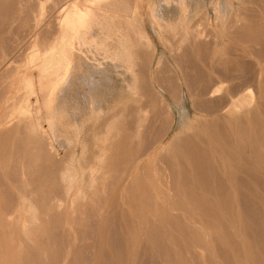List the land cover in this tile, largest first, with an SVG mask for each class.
Returning <instances> with one entry per match:
<instances>
[{
  "label": "rangeland",
  "instance_id": "1",
  "mask_svg": "<svg viewBox=\"0 0 264 264\" xmlns=\"http://www.w3.org/2000/svg\"><path fill=\"white\" fill-rule=\"evenodd\" d=\"M167 1L0 0V264L212 263L217 258L216 255L222 253L219 250L211 251L214 229H207L202 224L199 225L203 229L189 226L190 220H205L196 207L200 202L183 200V195L177 199L171 190L173 177H177L176 164L191 165L192 153L206 157V162L209 159L210 165L213 162L218 180L223 183V188L229 190V199L225 201L230 207L227 212L236 215L233 218L223 215L220 219L226 222L235 219L239 225L245 222L252 231L256 230L259 236L257 249L264 253V167L259 169V173L256 171L260 174V183H252L251 173L246 170L247 164L242 160L244 156L253 155L250 142L258 150L254 155L264 158V113L259 109L264 108V0ZM84 12L97 20L103 19L93 31L101 40L102 37L105 38V44L111 51L108 57L95 51L89 52L86 47L79 51L73 46L75 40L70 33L76 24L79 25L78 19ZM233 17L241 22L237 27L239 31L229 27ZM259 21L262 27L259 26ZM235 31L242 33V37L245 35L243 38L248 40L243 41L245 39ZM258 36L262 38L263 44ZM254 37L259 41L254 42ZM112 44L114 45L111 46ZM179 58L181 62L178 61ZM194 60L196 64L193 63ZM66 61L77 66L76 79L63 96L52 95L53 99L47 102V94L54 87V82L50 79ZM149 65L150 68L146 71ZM218 68L223 76L219 74ZM224 75L227 80L219 84L221 89L229 83L241 84V78H247L242 88L247 95L243 94L242 97L240 90V95L236 96H241L242 99L236 96L232 98L238 104L236 109L239 110V105L240 108L244 106L237 111L242 112L241 124L235 117L228 116L229 108L219 112L212 111L211 104L205 102L208 98L204 90L209 89L215 79L224 78ZM183 76L190 83L189 87L179 85ZM251 77L254 78L249 83L248 78ZM245 79L243 78V83ZM191 80L197 82L192 83ZM85 82L89 84L84 86ZM164 83L169 91L164 90ZM129 84L137 90L127 87ZM258 86L260 91H257ZM185 87L189 88L188 99L181 106L179 102H173L170 94ZM85 89L90 90L88 94ZM131 89L134 92H129ZM254 92L257 95L259 92L262 99L256 98ZM42 93L46 96L45 101ZM160 93L162 99L158 97ZM251 93H254L253 96ZM85 95L86 98L83 97ZM191 97L202 109H209L210 113L203 110L196 115ZM160 99L166 104L160 103ZM58 100L63 104H56V108L55 101ZM169 106L177 108L173 124ZM181 107H184L183 114L180 113ZM55 108L57 115H65V119L58 115L61 136L57 130L58 123L55 122V135L59 137H54L55 140L52 141L47 115ZM143 111L147 114H144L145 119ZM190 117L191 123L188 122L190 125L182 133L181 125L187 123ZM173 132H181L176 134L175 139L179 148L174 151L171 145L167 153L163 151L165 157L163 152L160 156L157 153L159 146H164L165 142V146L168 145L170 139L176 136ZM147 139L154 146L150 143V149H143L148 147ZM226 139L231 142L232 147L225 144ZM234 147L239 148V151L232 152ZM228 148L232 153L227 154ZM68 175L77 178L76 189L73 187L71 192L67 184L70 179ZM90 182L93 185L95 182V187ZM164 184L166 185L163 186ZM167 187L169 188L166 189ZM219 188L221 190V186ZM77 189L81 190L78 192L80 197L76 194ZM220 192L225 195L223 190ZM75 194L79 198H75ZM25 202L23 207L27 206V211L22 207ZM166 205L176 210H169ZM259 207V219L255 221L249 216V211L253 212ZM35 217L37 221L34 220ZM208 218L215 221L213 216ZM115 227L120 232L115 231ZM186 228L191 231L187 233ZM110 230L116 233L113 234ZM111 235L118 237L117 243L113 242L115 238ZM236 238L243 240V236L237 233ZM107 250L110 256L106 255Z\"/></svg>",
  "mask_w": 264,
  "mask_h": 264
},
{
  "label": "bare ground",
  "instance_id": "2",
  "mask_svg": "<svg viewBox=\"0 0 264 264\" xmlns=\"http://www.w3.org/2000/svg\"><path fill=\"white\" fill-rule=\"evenodd\" d=\"M169 1V0H168ZM167 1V2H168ZM181 1V3H182V1L183 0H178V2H180ZM255 0H253V2H254ZM248 2H250V0L248 1ZM252 2V3H253ZM263 3V2H262ZM255 4V3H254ZM257 4V3H256ZM165 5V4H164ZM219 5V4H218ZM8 6V5H7ZM258 6V5H257ZM103 7V6H102ZM259 7H260V5H259ZM5 8V7H4ZM4 8L2 9V10H4ZM35 9V8H34ZM79 9V8H78ZM261 9V8H260ZM263 9V8H262ZM102 10V9H101ZM10 13V12H9ZM12 13V12H11ZM77 13V12H76ZM264 13V12H263ZM27 14V13H26ZM7 15V14H6ZM28 15V14H27ZM259 17H260V15H258ZM36 17V16H35ZM234 18V17H233ZM235 19V18H234ZM233 19V21H232V23L229 25V27L231 28V30H233V28H234V30H238L237 29V27L239 26V25H241V22H240V20L239 19H235L234 20ZM34 20H35V18H34ZM102 21H103V19H102ZM102 21H100V20H97L96 18H93V17H91L87 12H84V13H82V14H80V18L78 19V26H77V24H76V27L71 31V33H70V35H71V38L73 39V40H75V44H73V46L74 47H76L77 49H79V51H83L84 49V47H86V48H88V51L89 52H97V53H102V54H104V56H106V57H108V55L110 54V52H109V48L107 47V44H105V41H104V37H102L103 39L101 40L100 38L101 37H97L98 35L96 34H94V27L95 26H97V25H99L100 23H102ZM35 22V21H34ZM255 22V21H254ZM254 22H253V29L255 30V28H254ZM257 22V21H256ZM260 22V21H259ZM258 23V22H257ZM256 23V24H257ZM252 24V23H251ZM50 25V24H49ZM53 25V24H52ZM263 25H264V21H263ZM259 26H261V22L259 23ZM262 27V26H261ZM264 27V26H263ZM257 29H258V27H257ZM230 30V31H231ZM112 31V30H111ZM235 31V32H236ZM239 31V30H238ZM104 32V31H103ZM252 32H253V30H252ZM257 32V31H256ZM260 32V31H259ZM239 34V32H236V34ZM249 33V32H248ZM261 33V32H260ZM212 34V33H211ZM242 33H240L239 35H240V37H242V35H241ZM250 34V33H249ZM107 35V34H106ZM119 35V34H118ZM183 35V34H182ZM243 35H244V32H243ZM256 35H258V34H256ZM100 36V35H99ZM101 36H102V34H101ZM111 36V35H110ZM213 36H214V33H213ZM213 36H212V38H213ZM198 38H199V36H197ZM243 37H245V35L243 36ZM242 37V38H243ZM248 37V36H247ZM253 37V36H252ZM259 38H261L260 36H258ZM118 38H120V36H118ZM243 39H245V38H243ZM204 40H205V38H204ZM210 40V39H209ZM213 40V39H212ZM214 40H216V38H214ZM246 40H248V39H245V40H243V41H246ZM250 40V39H249ZM254 40H256L255 39V37H254ZM253 40V41H254ZM258 40V39H257ZM257 40L256 41H254V42H257ZM107 41H108V39H107ZM211 41V40H210ZM209 41V42H210ZM217 41V40H216ZM259 41V40H258ZM261 41H263L262 40V38L260 39V43H262ZM124 42V41H123ZM191 42V41H190ZM215 43H217V42H215ZM263 43H264V41H263ZM262 43V44H263ZM110 44V43H109ZM115 44V43H114ZM114 44H112L111 46H113ZM118 45V44H117ZM258 45V44H257ZM110 46V45H109ZM181 46H182V44H181ZM261 46V45H260ZM93 47L94 48H96L95 50H93ZM121 47V46H120ZM210 47H211V44H210ZM179 48H180V44H179ZM192 49H193V47H192ZM202 49V48H201ZM208 49H209V47H208ZM258 49V48H257ZM123 50V49H122ZM203 50V49H202ZM183 51V50H182ZM256 51V50H255ZM254 51V52H255ZM253 52V51H252ZM263 52V51H262ZM77 53V52H76ZM80 53V52H79ZM113 53V52H112ZM121 53H122V51H121ZM125 53V52H124ZM188 53H189V51H188ZM191 53V52H190ZM208 53V52H207ZM86 54V53H85ZM116 54L118 55V53L116 52ZM115 54V55H116ZM206 54V53H205ZM256 54H257V52H256ZM259 54V53H258ZM260 54H262V53H260ZM120 55V54H119ZM126 55V54H125ZM197 56V55H196ZM195 56V57H196ZM257 56V55H256ZM259 56V55H258ZM263 56H264V54H263ZM98 57V56H97ZM96 57V58H97ZM91 59V58H90ZM119 59H121V57L119 58ZM181 58H179V60L178 61H180L181 62V60H180ZM188 59V58H187ZM199 59V58H198ZM197 59V60H198ZM262 59V58H261ZM83 60V59H82ZM93 60V59H92ZM125 60V59H124ZM264 60V59H263ZM175 61H177V60H175ZM203 61H204V59H203ZM224 61H225V58H224ZM227 61V60H226ZM244 61V60H243ZM183 62V61H182ZM188 62V61H187ZM191 62H192V59H191ZM264 62V61H263ZM70 62L69 61H66L65 62V64H64V66H60L59 67V69L55 72V74L51 77V79L50 80H52L53 82H54V87H53V90L51 89V92L49 91V94H47V102H50L51 101V99H53V97L51 98V96L52 95H55V96H59V95H61L62 94V96H63V94H65V91L66 90H68L69 89V87L72 85V83H73V80L74 79H76V70H77V66L74 64V63H72L71 65L69 64ZM158 63H159V61H158ZM193 63H195V60L193 61ZM222 63V62H221ZM101 64H102V62H101ZM100 64V65H101ZM131 64V63H130ZM196 64V63H195ZM233 64V63H232ZM264 64V63H263ZM263 64H261V65H263ZM182 65V64H181ZM184 65H185V61H184ZM192 64L190 63V66H191ZM227 65H228V62H227ZM99 66V65H98ZM178 66H180V64H179V62H178ZM196 66V65H195ZM194 66V67H195ZM140 67V66H139ZM156 67V66H155ZM182 67V66H181ZM187 67H189V65L187 66ZM247 67V66H246ZM99 68H101V66L99 67ZM150 68V65H149V67L147 66V69H146V71L148 70ZM157 68H159V66H157ZM191 68H193L192 66H191ZM202 68V67H201ZM204 68H205V66H204ZM212 68V67H211ZM227 68H228V66H227ZM79 69V68H78ZM142 70H143V67L141 68ZM186 69V68H185ZM247 69V68H246ZM100 70V69H99ZM130 70V69H129ZM183 70H184V68H183ZM191 70V69H190ZM193 70V69H192ZM216 70H217V68H216ZM218 70H219V68H218ZM228 70V69H227ZM229 70H230V68H229ZM131 71V70H130ZM130 71H128V72H130ZM139 71H141V70H139ZM194 71H196V69L194 70ZM199 71V70H198ZM213 71V70H212ZM222 71V70H221ZM236 71V70H235ZM79 72V71H78ZM92 72V71H91ZM183 72V71H182ZM189 72V71H188ZM187 71H186V73H188ZM191 72V71H190ZM216 72V71H215ZM219 72H220V70H219ZM231 72H232V70H231ZM131 73H132V71H131ZM145 73V72H144ZM184 73V72H183ZM217 73V72H216ZM219 74H221L222 75V72H220ZM225 74V73H224ZM188 75V74H187ZM190 75V74H189ZM192 75V74H191ZM230 75V74H229ZM228 75V76H229ZM192 76H194V75H192ZM213 76V75H212ZM219 76V75H218ZM223 76V75H222ZM186 76H183V78H181L180 80H181V82H180V84L179 85H183V84H185L186 86H188L189 87V84H188V82H186L185 80H184V78H185ZM188 77V76H187ZM237 77V76H236ZM158 78V77H157ZM162 78H164V77H162ZM169 78V77H168ZM180 78V77H179ZM191 78V76L189 77V79ZM196 78H198V77H196ZM199 78H200V76H199ZM202 78V77H201ZM229 78V77H228ZM244 79H245V77H243ZM243 78H241L242 79V83L240 84H233V85H230L231 83H229V85L228 86H226V87H224V88H219V84L221 85V83L222 82H225L226 80H227V78H226V76L224 75V78L222 77V79L220 78V79H215V81L212 83V85L209 87L207 84H205V85H207L208 87H209V89H206V90H204V94H206L207 96V100H205V102H208V103H210L211 104V106H212V108L210 107V111H211V109H212V111H222L224 108H229V110H228V116H232V117H235V119H237L238 120V122L241 124L242 123V121L240 120V117H241V115H242V112H237V111H239L241 108H243L244 106H242L241 108H240V105H239V110L238 109H236L237 108V106H238V104H236L235 102H234V100L232 101V98L234 97V96H236L237 94H238V92L241 90L242 91V88L244 87V84H245V82H247V78L244 80V83H243ZM254 78V77H253ZM252 77L251 78H248L249 79V83H250V79H253ZM89 79V78H88ZM177 79V78H176ZM263 79H264V76H263ZM91 80V79H90ZM157 80V79H156ZM159 80V79H158ZM157 80V81H158ZM168 80V79H167ZM178 80V79H177ZM203 80H205V79H203ZM49 81V80H48ZM88 81V80H87ZM160 81V80H159ZM162 81H163V79H162ZM170 81V80H169ZM192 81V83H196L197 81H194V80H191ZM190 81V82H191ZM264 81V80H263ZM50 82V81H49ZM89 82V81H88ZM172 82V81H171ZM179 82V81H178ZM204 82V81H203ZM134 83V82H133ZM176 83V82H175ZM206 83H207V81H206ZM248 83V84H249ZM84 84V86L85 85H88L89 83H87V82H85V83H83ZM141 84H143V83H141ZM204 84V83H203ZM130 86H127V87H131L132 88V85L131 84H129ZM161 85V84H160ZM168 85V84H167ZM171 85H173V84H171ZM53 86V85H52ZM89 86H91V85H89ZM147 86V85H146ZM252 86V85H251ZM256 86V85H255ZM254 86V87H255ZM73 87V86H72ZM143 87V86H142ZM142 87H140V88H142ZM163 87H165L164 88V90L166 89V85H165V83H164V86ZM168 87V86H167ZM170 87V86H169ZM174 87H175V85H174ZM180 87V86H179ZM183 87V86H182ZM186 88L185 87V89H181V90H178V92H176L175 94H170V93H168V92H166L167 94H170V96H171V99L173 100V102L174 103H176L177 104V102H179L180 103V105L181 106H183L184 104H186V101H187V99H188V91H189V88ZM191 87V86H190ZM197 87H198V85H197ZM206 87V86H205ZM92 88V87H91ZM91 88H90V90H91ZM128 88V89H129ZM144 88H146L145 86H144ZM181 88V87H180ZM252 89H253V87H251ZM258 89H257V91H260V89H259V86L257 87ZM262 88V87H261ZM132 89H136L135 87L134 88H132ZM132 89H131V91H129V92H134V91H132ZM170 89V88H169ZM201 89V88H200ZM199 89V90H200ZM251 89V90H252ZM263 89V88H262ZM89 89H85L84 91L88 94L89 93V91H88ZM130 90V89H129ZM137 90V89H136ZM159 90V89H158ZM166 90H168V88L166 89ZM245 90V89H244ZM246 90H249V89H246ZM254 90V89H253ZM45 91V90H44ZM44 91H41V92H44ZM144 92H145V89L143 90ZM147 91H148V89H147ZM169 91V90H168ZM171 91V90H170ZM177 91V90H176ZM190 91H193V90H190ZM47 92H48V89H47ZM46 92V93H47ZM64 92V93H63ZM151 92V91H150ZM246 92V91H245ZM141 93V92H140ZM157 93H158V91H157ZM256 95H257V93L256 92H254ZM254 93H251V95L252 94H254ZM43 94V95H42ZM41 95H42V97H44V93H42ZM155 94V93H154ZM159 94V93H158ZM158 94H157V96H158ZM243 94H245V95H247V93H243V91H242V97L244 96ZM249 94V93H248ZM135 95V94H134ZM147 95H149V93L147 94ZM156 95V94H155ZM238 95H240V94H238ZM260 94H259V92H258V97L256 96V98H261L260 96H259ZM86 96L87 95H85V96H83V97H85L86 98ZM137 96V95H136ZM146 96V95H145ZM166 97H167V95H165ZM191 96V95H190ZM253 96V95H252ZM46 97V96H45ZM45 97H44V100L43 101H45ZM91 97H93V95L91 94ZM149 97V96H148ZM158 97H161V93H160V95L158 96ZM237 97V96H236ZM239 97V96H238ZM237 97V98H238ZM248 97H249V95H248ZM60 98H62V97H60ZM78 98V97H77ZM89 98H90V96H89ZM239 98H241V96L239 97ZM55 99V98H54ZM57 99H59L58 97H57ZM66 99V98H65ZM135 99H137V98H135ZM161 99H162V97H161ZM161 99H160V101H161ZM191 99H192V97H191ZM242 99V98H241ZM243 99H246V97L245 98H243ZM262 99V98H261ZM261 99H258V101L259 100H261ZM60 100V99H59ZM58 100V101H59ZM92 100H93V98H92ZM95 100H96V98H95ZM141 100V102H142V99H140ZM178 100V101H177ZM235 100H236V98H235ZM237 100H239L240 101V99H237ZM42 101V102H43ZM55 101L56 103H55V107L57 106L56 104H59L60 102H62V101ZM64 101V100H63ZM91 101V100H90ZM89 101V102H90ZM129 101V100H128ZM164 101V100H163ZM65 102V101H64ZM140 102V101H139ZM246 102L248 103V101L246 100ZM262 102H264L263 101V99H262ZM78 103V102H77ZM92 103V102H91ZM128 103V102H127ZM134 103H136V102H134ZM160 103H162V101L160 102ZM244 103H245V101H244ZM53 104V106H54V103H52ZM62 104H63V102H62ZM74 104H75V102H74ZM89 104V103H88ZM93 104V103H92ZM95 104V103H94ZM137 104H138V102H137ZM146 104V103H145ZM162 104H166V102H163ZM173 104V103H172ZM188 104V103H187ZM252 104V103H251ZM45 105H48V104H46L45 103ZM60 105V104H59ZM127 105V104H126ZM143 105V104H142ZM174 105V104H173ZM172 105V106H173ZM179 105V104H178ZM207 105V104H206ZM248 105H250V104H248ZM262 105H264L263 103H262ZM91 107L93 106V105H90ZM96 106V105H95ZM95 106H94V109H96L95 108ZM140 106V105H139ZM172 106H169V112L171 113V115H172V122H171V124H173V122L175 121V118H176V115H177V112H175V109H177V108H175L174 109V107H172ZM175 106V105H174ZM47 107V106H46ZM60 107V106H59ZM77 107V106H76ZM96 107H98V102H97V106ZM100 107V106H99ZM138 107V106H137ZM142 107H145V106H142ZM162 107V106H161ZM176 107V106H175ZM178 107V106H177ZM180 107V106H179ZM247 107V106H246ZM250 107H251V105H250ZM57 108V107H56ZM56 108H55V110H51V111H49V113H48V115H47V121H48V127H49V129H48V131H49V133L51 134V136H52V141L53 140H55L54 139V137H56L57 136V134L55 135V128H56V124L58 123V127H57V130H59V122H60V120H57L58 119V115H60V113L57 115V113H56ZM62 108V107H61ZM139 108V107H138ZM182 108V107H181ZM181 108H180V110H181ZM192 108H193V110H194V112H195V114L197 115V114H199V112H201V111H203V110H206V109H204V107H203V109H202V106H200V104H198V102L196 103L195 102V100L194 99H192ZM249 108V107H248ZM90 109V108H89ZM147 109V108H146ZM163 109H164V107H163ZM179 109V108H178ZM183 109H184V107L182 108V112H180V113H182L183 114ZM259 109H261L262 110V113H264V108L262 109V108H260L259 107ZM47 110H50V109H47ZM92 109H90V111H91ZM166 110H167V108H166ZM250 110V109H249ZM64 111V110H63ZM63 111H60V112H63ZM76 111V110H75ZM95 111H97V110H95ZM140 111H142V110H140ZM145 111V110H144ZM142 112V114H143V118H144V114H145V112ZM206 111H208L209 112V109L208 110H206ZM48 112V111H47ZM137 112H139V111H137ZM251 112V111H250ZM159 113V112H158ZM185 113V112H184ZM210 113V112H209ZM46 114V113H45ZM138 114H140V113H138ZM231 114V115H230ZM75 115H77V114H75ZM145 115H147V114H145ZM62 118H64L65 119V115H64V117H63V115H60ZM149 116H150V114H149ZM195 116V115H194ZM261 116V115H260ZM60 117V118H61ZM67 117H69V116H67ZM76 117V116H75ZM117 118H119V117H117ZM138 118H140L141 119V117H138ZM147 118V117H146ZM158 118V117H157ZM203 118V117H202ZM213 118V117H212ZM262 118V117H261ZM54 119H56L55 121H54ZM145 119V118H144ZM189 119V121L187 120V123H183V125H181V127H182V129H181V132L183 133V131L188 127V122H190L191 123V117L190 118H188ZM209 119V118H208ZM143 120V119H142ZM205 120V119H204ZM59 121V122H58ZM61 121H63V119H61ZM65 121V120H64ZM186 121V120H185ZM194 121V120H193ZM55 122H56V124H55ZM74 122V121H73ZM156 122V121H155ZM211 122H212V120H211ZM254 122H256V121H254ZM257 122H259V121H257ZM61 123H64V122H61ZM138 123V122H137ZM180 123V122H179ZM213 123V122H212ZM233 123V122H232ZM114 124V123H113ZM170 124V125H171ZM217 124V123H216ZM247 124V123H246ZM137 125V124H136ZM135 125V126H136ZM162 125V124H161ZM169 125V126H170ZM190 125V124H189ZM214 125V124H213ZM222 125H223V123H222ZM38 126V125H37ZM61 127H62V124L60 125ZM113 127L115 126V125H112ZM176 126V125H175ZM210 126V125H209ZM143 127V126H142ZM180 127V126H179ZM217 127V126H216ZM192 128H193V126H192ZM191 128V129H192ZM136 129H138V128H136ZM176 129H178V127L176 128ZM175 129V130H176ZM210 129H211V127H210ZM219 129H220V127H219ZM112 130H113V128H112ZM116 130H118V128H116ZM142 130V129H141ZM154 130H155V128H154ZM164 130V129H163ZM169 130H170V127H169ZM168 130V131H169ZM44 131H45V129L44 130H42V132L44 133ZM136 131V130H135ZM135 131H134V133H135ZM137 131H139V130H137ZM152 132V131H151ZM181 132H176V134L177 135H179ZM186 132H188V130H186ZM229 132V131H228ZM7 133V132H6ZM58 133V132H57ZM61 133H63L62 131H61ZM122 133V132H121ZM166 132H164V134H165ZM174 133V132H173ZM172 133V134H173ZM42 134V133H41ZM58 134H60V130H59V133ZM64 134V133H63ZM136 134H141V133H136ZM175 133H174V135H176ZM193 134V133H192ZM197 133H195V135H196ZM5 135V134H4ZM117 135H118V137H119V134H118V132H117ZM142 135V134H141ZM148 135V134H147ZM170 135H171V133H170ZM177 135L176 136H174L172 139H170V142H168V145H166L165 146V144H166V142H165V144H164V146H162V147H160L159 146V152L157 151V153H159L160 154V156H161V153L163 152V151H166V153H167V150L169 151V147L172 145V147L174 148V151L175 150H177V148H179V146H178V144H176V137H177ZM187 135V134H186ZM186 135H185V137H186ZM199 135V134H198ZM46 136H47V134H46ZM60 136H61V134H60ZM142 136H144V135H142ZM159 136V135H158ZM222 136H224V135H222ZM59 137V135L57 136V138ZM145 137V136H144ZM147 137V136H146ZM181 137V136H180ZM208 138H209V136H207ZM51 138V137H50ZM131 138V137H130ZM128 139H129V137H128ZM136 139H137V136H136ZM160 139V138H159ZM185 139V138H184ZM228 139V138H227ZM225 140V144H227V146H231L232 147V145H231V142L229 141V140ZM50 140V139H49ZM111 140H113V139H111ZM135 140V139H134ZM140 140V139H139ZM152 140V139H151ZM164 140V139H163ZM162 140V141H163ZM208 140V139H207ZM62 141V140H61ZM150 141V140H149ZM153 141V140H152ZM169 141V140H168ZM58 142H59V140H58ZM147 142H148V139H147ZM147 142H146V144H147ZM178 142H180V141H178ZM204 142V141H203ZM145 143V142H144ZM151 143V142H150ZM149 142H148V147H143V149H148L149 147L151 148V146H149V144H150ZM182 143V142H181ZM59 144V143H58ZM154 143H151V145H153ZM159 144H160V142H159ZM158 144V145H159ZM253 143L252 142H250V150H251V153L253 154L252 156L250 155V156H244L243 157V161H245V164H247V168H246V170L247 171H249L250 173H251V177L253 178V180H252V183H254V181L255 182H259L260 183V174H257V172L259 171V169H261L262 167H264V158L263 157H259V156H255L254 155V153L255 152H257L258 150L254 147V145L253 146H251ZM262 144H264V143H262ZM157 145V146H158ZM233 145H234V143H233ZM107 146V145H106ZM105 146V147H106ZM154 146V145H153ZM155 146H156V143H155ZM181 146V145H180ZM115 147H116V144H115ZM16 148H17V146H16ZM149 148V149H150ZM199 148V147H198ZM200 148H202V147H200ZM51 149V148H50ZM157 149V148H156ZM171 149V148H170ZM248 149V148H247ZM141 150V149H140ZM264 150V149H263ZM145 151V150H144ZM236 151H239V148H235L234 147V149L232 150V152H236ZM139 152V151H138ZM152 152V151H151ZM199 152H200V149H199ZM226 152H227V154H230V153H232L230 150H229V148L228 149H226ZM248 152H250V151H247V153ZM207 153V152H206ZM107 154V153H106ZM130 154L132 155L133 153L132 152H130ZM138 154V153H137ZM163 154H164V152H163ZM162 154V155H163ZM175 154H177V153H175ZM183 154V153H182ZM111 155V154H110ZM118 155H119V153H118ZM150 155V154H149ZM241 155V154H240ZM108 156V155H107ZM120 156V155H119ZM153 156V155H152ZM155 156V155H154ZM159 156V157H160ZM179 156V155H178ZM106 157V156H105ZM137 157H139V155L137 156ZM164 157H165V154H164ZM76 158V157H75ZM115 158V157H114ZM155 158V157H154ZM163 157H161V160H162V162H163V159H162ZM179 158V157H178ZM206 158V157H205ZM203 156H201V155H199V154H193L192 153V155L190 156V160L192 161L191 162V165H184V166H181V165H179V163H177L176 164V166H175V168H176V170H177V173H176V175H177V177H176V179L173 177V182H172V186H171V190L175 193V196H177L176 198L177 199H180V198H182V195H183V200H187V201H190V202H200L198 205L196 204V207H197V210L199 211V214H200V216H202V217H204V221H191L190 220V224H189V226L190 225H193L194 226V228H197V229H203V227H205V228H209V229H214V236H213V238H212V241H214V244L212 245V247H213V249H211V251H213V250H219V251H221L222 253H220V255H216L217 256V258L216 259H214V261L212 262V263H209V264H264V253L263 252H261V251H259V249H257V246H256V244H257V242H258V240H259V236L257 235V231L256 230H254V231H252V229H250L247 225L248 224H246L245 222H243V224H238V222L237 221H235V219L234 220H230V221H224V220H221L220 218H221V216H223V215H227V217H231V218H233V217H235V215H236V213H233V212H231V213H228L227 211H228V209L230 208L229 207V205L228 204H226L225 203V201H227L229 198H228V196H227V192L229 191L228 190V188H223V183L221 182V181H219L218 180V177L216 176V172H215V168H214V164H213V162H212V164H213V166H212V164L210 165V164H208L210 161H209V159L207 160L208 161V163L206 162V159H205ZM166 159V158H165ZM133 160H135V159H133ZM152 160H153V157H152ZM232 160V159H231ZM139 161V160H138ZM165 161V160H164ZM167 161V160H166ZM183 161V160H182ZM187 161V160H186ZM156 162H157V160H156ZM155 162V163H156ZM159 162V161H158ZM184 162V161H183ZM190 162V161H189ZM136 163H139V162H136ZM153 163V162H152ZM151 163V164H152ZM168 163V162H167ZM176 163V162H175ZM110 164V163H109ZM162 164H164V166H165V163L163 162ZM180 164H182L181 163V160H180ZM136 165H138V164H136ZM71 166V165H70ZM113 166V165H112ZM140 166V165H139ZM158 166H160V165H158ZM163 166V165H162ZM161 167V166H160ZM81 168V167H80ZM123 168V167H122ZM134 168V167H133ZM132 168V169H133ZM162 169H163V167H162ZM169 169V168H168ZM152 170H153V168H152ZM170 170V169H169ZM218 170V169H217ZM124 171V170H123ZM154 171H155V168H154ZM257 171V172H256ZM153 172V171H152ZM146 173V172H145ZM256 173V174H255ZM259 173V172H258ZM19 174V173H18ZM17 174V175H18ZM70 174V173H69ZM72 174V173H71ZM141 174H143V172L141 173ZM156 174V173H155ZM245 174V173H244ZM117 175V174H116ZM115 175V176H116ZM159 175V174H158ZM246 175V174H245ZM256 175V176H255ZM69 177H70V175H68ZM72 176V175H71ZM74 176V175H73ZM101 176V175H100ZM147 176V175H146ZM166 176H168L167 175V171H166ZM78 177V176H77ZM93 177L94 176H92V179H93ZM159 177H160V175H159ZM164 177H165V174H164ZM68 178V177H67ZM104 178V177H103ZM145 178V177H144ZM66 179V178H65ZM75 179H77V178H75V176H74V178L72 177H70V179H69V183L67 182V184H69V186L66 184V186H68V188H69V190H70V192H71V190L73 189V187H75V185H76V180ZM167 179H169V178H167ZM243 179V178H242ZM88 180H90V178L88 179ZM94 180V179H93ZM92 180V181H93ZM164 181V180H163ZM163 181H161V183L163 182ZM165 181H166V179H165ZM171 181V180H170ZM159 182V181H158ZM91 183V182H90ZM96 183H97V181H96ZM168 183H170L169 181H168ZM92 184V187H95L94 185H95V182H94V185H93V182L91 183ZM111 184V183H110ZM167 184V183H166ZM166 184H164L163 186H165ZM79 185V184H78ZM162 185V184H161ZM77 186V185H76ZM110 187H111V185H109ZM144 186H145V184H144ZM219 186H221V190H220V188H219ZM91 187V188H92ZM147 188H148V186H146ZM156 187V186H155ZM78 188H79V186H78ZM141 188V187H140ZM169 187H167L166 189H168ZM262 188V187H261ZM67 189V188H66ZM75 189H76V187H75ZM92 189H94V188H92ZM79 190L80 189H77L76 191H77V196H79L78 194L81 192V190H80V192H79ZM113 190V189H112ZM170 190V189H169ZM223 190V192H224V196H223V194L221 195V192L220 191H222ZM73 191V190H72ZM83 191V190H82ZM84 191H86L85 189H84ZM83 191V192H84ZM171 191V193H173ZM67 192V191H66ZM69 192V191H68ZM67 192V193H68ZM79 192V193H78ZM112 192V191H111ZM165 192V191H164ZM219 192H220V194H219ZM153 193V192H152ZM167 193V192H166ZM174 193H173V196H174ZM71 194V193H70ZM76 194H75V198H79V197H76ZM84 194V193H83ZM91 194V193H90ZM102 194H103V196L105 195L104 194V191L102 192ZM108 194V193H107ZM154 194V193H153ZM152 194V195H153ZM161 194V193H160ZM170 194V193H169ZM168 194V195H169ZM255 194V193H254ZM81 195V194H80ZM85 195V194H84ZM92 195V194H91ZM162 195V194H161ZM82 197H83V195H81ZM93 196V195H92ZM6 197V196H5ZM72 197V196H71ZM74 197V196H73ZM162 197V196H161ZM253 197V196H252ZM165 198V197H164ZM168 198H169V196H168ZM166 199V198H165ZM72 200V199H71ZM76 200V199H75ZM158 200V199H157ZM156 200V201H157ZM167 200V199H166ZM172 200V199H171ZM241 200V199H240ZM72 202H75V201H72ZM242 202V201H241ZM259 202V201H258ZM168 203H170V202H168ZM24 204H26V202L25 203H23L22 204V207L23 206H25ZM27 204H29V203H27ZM164 204V203H163ZM166 204H167V201H166ZM172 204V203H171ZM239 204V203H238ZM73 205V204H72ZM248 205V204H247ZM30 206V205H29ZM166 206H168V205H166ZM180 206V205H179ZM4 207V206H3ZM27 207V206H26ZM26 207H23L24 208V210L25 209H27ZM169 207V206H168ZM194 207V206H193ZM258 207V206H257ZM29 208V207H28ZM138 208V207H137ZM187 208V207H186ZM31 211L33 210V209H31V207L29 208ZM171 209H174L173 207H171ZM170 209V207H169V210H171ZM257 210H255L254 209V211L253 212H251V211H249L250 212V214L251 215H249L250 217H253V219L255 220V221H257L258 219H259V211L258 210H260V207L259 208H256ZM174 210H176V209H174ZM181 210V209H180ZM180 210H177V212L178 211H180ZM186 210V209H185ZM225 210H226V213H224L225 212ZM25 211H27V210H25ZM31 211H29V213L31 212ZM36 211V210H35ZM35 211H33V214H34V212ZM186 211H188V210H186ZM258 211V212H257ZM173 212V211H172ZM182 212V211H181ZM244 212L245 213H247L248 214V211L247 210H244ZM29 213H28V215H29ZM168 213V212H167ZM176 213V212H175ZM180 213V212H179ZM183 213V212H182ZM186 213V212H185ZM184 213V214H185ZM32 214V215H33ZM73 214H74V212H73ZM72 214V215H73ZM115 214V213H114ZM262 214V213H261ZM28 215H26V216H28ZM188 215V214H187ZM117 216V215H116ZM120 216V215H119ZM165 216V215H164ZM181 216V215H180ZM189 216V215H188ZM209 216H213V218L215 219V221H212V220H210L208 217ZM30 217H31V215H30ZM32 219V218H31ZM30 219V220H31ZM115 219V218H114ZM117 219V218H116ZM33 220V219H32ZM34 220L35 221H37V219H36V217L34 218ZM33 220V221H34ZM117 221V220H116ZM185 222H188V221H186V220H184ZM25 223V222H24ZM27 223H29V221L27 222ZM33 222H30V224H32ZM119 223V222H118ZM198 223V224H197ZM187 224V223H186ZM199 224H202L203 225V227L202 226H200ZM33 225V224H32ZM121 225V229H122V224H120ZM199 225V226H198ZM31 226V225H30ZM36 226H37V224H36ZM115 226V225H114ZM161 226V225H160ZM26 228H28L27 226H26ZM81 228V227H80ZM253 228V227H252ZM113 229V228H112ZM133 229V228H132ZM143 229H144V227H143ZM115 231H117V230H119L118 228L116 229V227H115V229H114ZM114 230H110L111 231V233H112V231H113V234H114ZM130 230V229H129ZM184 230H185V228H183V232H184ZM186 230H187V233H189V231H191V230H189L188 228H186ZM123 231V230H122ZM130 231H132V230H130ZM164 231V230H163ZM201 231H203V230H201ZM25 232V231H24ZM28 232V231H27ZM57 232V231H56ZM119 232H120V230H119ZM143 232V231H142ZM141 232V233H142ZM233 232H234V234H233ZM29 233V232H28ZM27 233V234H28ZM116 233V232H115ZM162 233V232H161ZM236 233L237 234H240L241 236H243V240L242 241H240V240H238L237 238H236ZM26 234V233H25ZM30 234V233H29ZM52 234V233H51ZM110 234V233H109ZM118 234V233H117ZM126 234V233H125ZM176 234V233H175ZM203 234H205L204 232H203ZM212 234V233H211ZM53 235V234H52ZM119 235V234H118ZM141 235V234H140ZM206 235V234H205ZM112 236V235H111ZM190 236V235H189ZM25 237H27V235H25ZM113 237V236H112ZM120 237H123L122 235H120ZM128 238H129V236H127ZM206 237V236H205ZM43 238H45V237H43ZM63 238H65V237H63ZM94 238V237H93ZM108 238V237H107ZM113 238H115L114 240H113V242H115V243H117L116 242V238L118 239V237H116V236H114ZM152 238V237H151ZM29 239V238H28ZM53 239V238H52ZM120 239V238H119ZM208 239V238H207ZM206 239V240H207ZM50 240V239H49ZM60 240V239H59ZM107 240V239H106ZM147 240V239H146ZM167 240V239H166ZM31 241V240H30ZM118 241V240H117ZM208 241V240H207ZM223 242V244H222V242ZM47 242V241H46ZM53 242H55L54 240H53ZM112 242V243H113ZM190 242V241H189ZM64 243H65V241H64ZM114 243V245H117V244H115ZM124 243V242H123ZM147 243H149V242H147ZM41 244V243H40ZM53 244H55V243H53ZM96 244V243H95ZM118 244H119V247H121V241H119L118 242ZM168 244H170L171 245V243H168ZM181 244V243H180ZM209 244V243H208ZM93 245V244H92ZM141 245V244H140ZM53 246V245H52ZM91 246V245H90ZM95 246V245H94ZM118 246V245H117ZM153 246H155V245H153ZM184 246V245H183ZM210 246V245H209ZM92 247V246H91ZM90 247V248H91ZM96 247V246H95ZM118 247V248H119ZM145 247H146V245H145ZM181 247V246H180ZM55 248V247H54ZM85 248V247H84ZM83 248V250H85ZM88 248V247H87ZM86 248V249H87ZM142 248V247H141ZM156 248V247H155ZM59 249V248H58ZM81 249H82V247H81ZM92 249V248H91ZM96 249V248H95ZM95 249H93V250H95ZM137 249H139V248H137ZM150 249H151V246H150ZM159 249H161V248H159ZM174 249V248H173ZM178 249H180V248H178ZM184 249V248H183ZM188 249V248H187ZM46 250V249H45ZM105 250V249H104ZM103 250V251H104ZM120 250V249H119ZM135 250V249H134ZM171 250H172V248H171ZM189 250V249H188ZM228 250H229V252H228ZM53 251V250H52ZM99 251V250H98ZM142 251V250H141ZM151 251V250H150ZM184 251H186V250H184ZM43 252V251H42ZM58 252V251H57ZM107 254L106 255H108L109 254V251L107 250ZM135 252V251H134ZM133 252V253H134ZM45 253V252H44ZM92 253H93V251H92ZM96 253V252H95ZM104 254V253H103ZM104 254V255H105ZM137 254V253H136ZM151 254V253H150ZM179 254H181V253H179ZM214 254V253H213ZM42 255V254H41ZM55 255H57L56 253H55ZM86 255V254H85ZM105 255V256H106ZM145 255H146V253H145ZM182 255V254H181ZM194 255V254H193ZM58 256H59V254H58ZM66 256H67V254H66ZM108 256H110V255H108ZM107 256V257H108ZM132 256V255H131ZM134 256V255H133ZM74 257V256H73ZM97 257V256H96ZM107 257H104V258H107ZM138 257V256H137ZM147 257V256H146ZM214 257H215V255H214ZM38 258H39V256H38ZM132 258V257H131ZM139 258V257H138ZM46 259V258H45ZM55 259H57V258H55ZM74 259V258H73ZM97 259V258H96ZM88 260L90 261L91 259H89V257H88ZM93 260H94V258H93ZM80 261H82V260H80ZM84 261V260H83ZM108 261V260H107ZM110 261V260H109ZM113 261H115V260H113ZM112 261V262H113ZM142 262H145L144 260H141ZM94 263H95V261H93ZM203 262V261H202ZM24 263V262H23ZM146 263V262H145ZM149 262H147V264H148ZM84 264V263H83ZM95 264H97V263H95ZM131 264V263H130ZM132 264H134V263H132ZM142 264V263H141ZM144 264V263H143ZM166 264V263H165Z\"/></svg>",
  "mask_w": 264,
  "mask_h": 264
}]
</instances>
